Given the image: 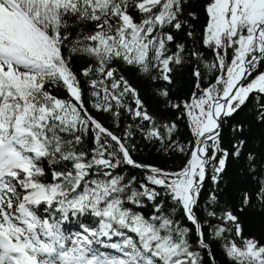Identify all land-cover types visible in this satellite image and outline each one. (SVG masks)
Here are the masks:
<instances>
[{
	"label": "snow or ice",
	"instance_id": "6c2138e0",
	"mask_svg": "<svg viewBox=\"0 0 264 264\" xmlns=\"http://www.w3.org/2000/svg\"><path fill=\"white\" fill-rule=\"evenodd\" d=\"M250 104L264 0H0V264H264Z\"/></svg>",
	"mask_w": 264,
	"mask_h": 264
},
{
	"label": "trees",
	"instance_id": "16d2710c",
	"mask_svg": "<svg viewBox=\"0 0 264 264\" xmlns=\"http://www.w3.org/2000/svg\"><path fill=\"white\" fill-rule=\"evenodd\" d=\"M79 66V62H77ZM131 75V74H130ZM134 83L140 84L142 88H147L148 86L142 81L136 80L135 76H132ZM185 87L182 91H187ZM243 123L245 125V132L240 139L248 141V147L250 150L254 149L257 154L264 153V125H260L256 122L252 112L251 104L248 108L244 109L239 114L235 115L231 120L228 121V124L233 123ZM181 131L187 135V130L181 128ZM226 140L230 136L228 127L225 128L224 132ZM138 146L141 148V156L148 160H154L157 163H166L172 167H178L182 164L183 158L180 156H175L171 159H166L164 157L158 156L155 153V150L144 145L142 140H137ZM240 169L237 167H229L224 174L222 187L228 186H237L235 185L236 178L239 174ZM130 174H135L134 171L130 170ZM208 187H211V182H208ZM75 227V226H72ZM247 231L255 234L257 237L264 236V218H261L258 214H249L247 216ZM214 251L213 255L216 257V264H227V258L224 256L218 245H213ZM207 260V256H205Z\"/></svg>",
	"mask_w": 264,
	"mask_h": 264
}]
</instances>
